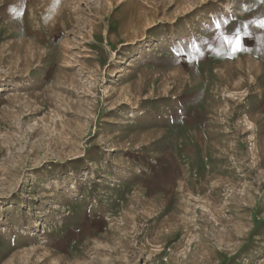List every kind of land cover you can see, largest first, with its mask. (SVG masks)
Masks as SVG:
<instances>
[{"label":"rangeland","instance_id":"1","mask_svg":"<svg viewBox=\"0 0 264 264\" xmlns=\"http://www.w3.org/2000/svg\"><path fill=\"white\" fill-rule=\"evenodd\" d=\"M0 264H264V0H0Z\"/></svg>","mask_w":264,"mask_h":264},{"label":"snow or ice","instance_id":"2","mask_svg":"<svg viewBox=\"0 0 264 264\" xmlns=\"http://www.w3.org/2000/svg\"><path fill=\"white\" fill-rule=\"evenodd\" d=\"M225 42L229 44H234L237 49L240 48V37L239 33L237 32V35L235 37H224Z\"/></svg>","mask_w":264,"mask_h":264}]
</instances>
